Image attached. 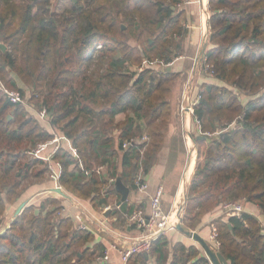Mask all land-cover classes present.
Instances as JSON below:
<instances>
[{"label": "trees", "instance_id": "1", "mask_svg": "<svg viewBox=\"0 0 264 264\" xmlns=\"http://www.w3.org/2000/svg\"><path fill=\"white\" fill-rule=\"evenodd\" d=\"M170 1L70 0L58 10L52 0H0V44L7 46L3 50L0 45V77L13 88L17 81L10 69L31 80L32 98L40 109L47 107L51 123L73 140L84 162L80 166L70 152L58 151L62 185L97 209L117 191L112 160L118 150L123 151V180L137 189V174L141 167L146 174L151 170L152 152L170 121L171 82L178 77L171 69H156L152 53L159 48L157 58L169 63L183 52L189 30L182 22L185 11L175 9L184 0ZM209 3L208 58L222 84L203 83L202 98L193 109L206 138L195 136L196 168L180 219L186 230L228 201L252 202L264 213V0ZM131 39H144L143 51L130 45ZM142 55L152 65L131 71L144 62ZM243 93L253 96L243 102ZM24 110L25 104L13 102L0 89V227L7 206L26 191L24 182L34 166L47 168L25 151L53 134ZM233 123L215 137L207 134ZM146 133L148 150L149 139L124 147L127 139ZM100 163L109 168L93 170ZM47 203L59 201L47 197L38 206L29 203L0 236V264H107L98 259L106 246L93 243L92 232L79 229L71 216L56 218L60 207L50 209ZM213 221L219 251L231 264H264V227L257 216L246 210ZM200 251L194 243L172 244L160 234L149 258L138 252L128 264H153V257L154 264H213Z\"/></svg>", "mask_w": 264, "mask_h": 264}, {"label": "crops", "instance_id": "2", "mask_svg": "<svg viewBox=\"0 0 264 264\" xmlns=\"http://www.w3.org/2000/svg\"><path fill=\"white\" fill-rule=\"evenodd\" d=\"M183 4V10L185 11V25L189 29L187 37L185 38V48L182 53L169 63L158 64L160 68H168L169 70L171 69L176 72L177 77H183V88L175 90L172 89L169 94L171 113L170 121L164 129L165 135L157 150L152 152V154L154 153V162L151 170L146 174L150 187L147 190L131 188V192L125 205H119L117 209L118 212L120 211L119 209L122 208L124 211H120L119 213L116 211V206H118L121 193L116 190L108 197V204H104L98 209L95 208L90 201H87L84 198L75 197L74 194H71L72 198L64 197L65 199L62 201L63 206H65V213L63 215L71 216L74 223V216L78 212V206H76L75 201H79L82 205L87 207L90 215L92 216L89 231L92 232L93 243L100 245L103 244L106 246V252L109 254V259L112 264H123V260L121 259V249L128 247L131 244L130 239L138 236L136 227L129 221L128 213L137 207H142L149 211L151 207L150 199L159 187H164L162 204L164 205L166 213H169L172 219H174L177 215H182V210L185 209L188 183L195 171V164L198 155L195 136L197 137L204 134H202V131L199 129V125L194 119L193 112L183 111L181 109V103L183 102L184 93L187 89V82L189 80L191 81L192 91L196 92L199 85H202L207 81L212 82L216 78L208 77L207 75L204 76L198 72H195L193 75L191 74V69L195 59L194 57L200 55L203 50L206 51L209 47H211L208 35L210 34L209 17L211 15L209 0H184ZM156 69L159 68L156 67ZM13 77L16 78L15 76ZM120 116H123L122 113H119V117ZM138 121L141 123V120ZM142 124H144L143 121ZM48 130L52 132L51 128H48ZM194 130L197 131V134L193 132ZM150 143L151 139L149 138L146 146L147 150ZM71 144L72 142L70 143L68 140L64 139V149L70 152L75 160L80 162L77 155L71 149ZM122 154L123 151L118 150V154L112 160L116 163L117 177L119 175L122 176L121 173L124 169L122 165ZM57 161L60 163L62 168L61 161L59 159H57ZM83 163H80V166H82ZM102 168L108 169V164H97L94 166L93 170L97 169V171L100 172ZM117 177H112V180ZM51 181L54 182L52 179ZM60 184L62 185L61 180ZM53 186H55V182ZM48 191L50 192V189ZM53 194H55V192ZM35 195V192L30 193L27 199V201H29L28 205L29 203H34L32 201H34L33 199L36 197ZM54 196H56V194ZM244 205L245 211L248 210L257 216V218L261 221L264 220V213L256 204L252 202H245ZM108 206L109 208H107ZM128 209L130 210L129 212ZM216 211L210 212V214H207L204 217L203 227L199 230V233L204 239L208 240L209 243H211V225H209L208 222L220 216L222 213V210L219 212L217 211L218 213ZM101 221L108 225V229L106 231L103 230ZM179 222L182 223L181 220L178 221V223ZM165 234L168 236L169 240H171L172 244L177 241H183L187 245H192V243H194L199 246L198 243H196L197 240H190V237L179 228L168 231ZM155 260L156 258L153 257L151 263L154 264Z\"/></svg>", "mask_w": 264, "mask_h": 264}, {"label": "built area", "instance_id": "3", "mask_svg": "<svg viewBox=\"0 0 264 264\" xmlns=\"http://www.w3.org/2000/svg\"><path fill=\"white\" fill-rule=\"evenodd\" d=\"M102 44L100 43L98 45V48H101ZM193 67L191 69L192 72H199L200 67H202L203 72L205 75H214V69L213 65L210 63V59L208 58V51L203 50L200 55H197L194 57ZM191 81L189 80L187 82V89L185 91L183 102L181 103V109L185 112H193L194 107L196 104H198L202 98L201 93H194L192 91ZM0 89L1 91L7 96V98L11 99L15 103H22L26 104V98L23 96L22 91L19 88H13L9 85H6V83L1 79L0 77ZM36 116L40 120H48L50 121L51 116L49 115L48 109L46 106H44L42 109L38 110L36 109ZM53 136L49 139H45V141L38 142L35 146H31L27 148L25 151L28 155H30L33 158H36L45 164H47L48 170L50 172L51 179L55 182L54 187H59L61 189L62 185L60 184L61 175L63 173V170L61 168L60 163L56 159V154L59 150L63 149V141L64 139L68 140L71 144V149L74 151V153L77 155L78 159L80 160V163L82 164V159L80 156V152L78 151L77 147L74 145L73 140L67 136L66 134H62L61 132L52 131ZM149 137L147 135L140 138H132L127 139L124 142V147H128L132 144L142 143L145 140H148ZM145 146L140 147V150H142V153L145 151ZM115 180V179H113ZM136 186H138L141 190H147L150 186L146 177V173L144 172V168L141 167L140 171L137 174V177L135 179ZM52 188V187H51ZM58 193L55 190H52ZM63 197H70L69 194H61ZM164 195V187L161 186L158 188V190L155 192L154 195H152L150 199V210L147 211L145 208L137 207L133 211L129 212V221L136 227L138 231V236L131 238V244L121 249V259L123 260V264H128L130 258L138 254V252H145L149 251L154 242L156 241V238L160 234H165L168 231L174 230L177 228V223L179 216H175L174 219H172L171 215L169 213H166L164 209V205L162 204V199ZM76 206H78V212L74 216L75 223L77 224V227L79 229H90V221L92 222V216L90 215L87 207L85 205H82L79 201H75ZM120 205V204H119ZM118 205V207H119ZM109 208V206L107 207ZM245 211V205L243 201H228L225 202L222 205V213L221 215H225L226 217L230 215H241L242 212ZM181 219V217H180ZM262 226L264 227V220H260ZM101 225L103 227V230L106 231L108 229V226L101 221ZM218 236V225L213 221L212 227H211V233H210V239H211V245L215 250H219V247L221 245V242L219 241ZM98 259L101 262H106L107 264H112L109 259V254L105 252L102 256L98 257Z\"/></svg>", "mask_w": 264, "mask_h": 264}, {"label": "rangeland", "instance_id": "4", "mask_svg": "<svg viewBox=\"0 0 264 264\" xmlns=\"http://www.w3.org/2000/svg\"><path fill=\"white\" fill-rule=\"evenodd\" d=\"M52 1H53L52 2L53 3V7H54L53 9H56L57 8L58 10L64 9L65 6L70 3V0H52ZM169 2H171V1L169 0ZM183 3H184V1L176 4V7H175L176 11H180L181 9L184 8L183 7L184 6ZM209 8H210V6H209ZM182 22H183V24L185 26V20H183ZM185 28L187 29L186 26H185ZM128 42L130 43V45H132V46L135 45V46H137V49L143 51V49H144V43H145L144 39H142L141 41H137L136 39H131V40H128ZM179 42H180V40H177L176 43H175V45L180 44ZM211 46H212V44H211ZM99 49H101V48H99ZM209 49H210V47L208 48V50ZM158 50H159V48H156V49L153 50V53H152V56L153 57L152 58L154 59L153 65L155 67H157V68H160V66L158 64L161 63L162 59L161 58L160 59L157 58L158 55L156 54V52ZM180 51H181V48L179 49V52ZM99 52L100 51H98L96 53V55H98ZM148 53L151 54V52H148ZM142 57H143V59H145L144 62H142V64L141 63H135L134 65H132L131 66V71H134V70H135V72L141 71L146 66L149 67V66L152 65L149 62V60L146 59L145 55H142ZM10 73H11V75H13V76L16 77V78H14V80L17 81V87H15V88H19L22 91L23 96L26 98V104H25V110L24 111H28L29 110L28 111V114L29 115L36 116V111H37L36 109L40 110V108L38 106L37 100L35 98H32L33 88H32V82H31V80L28 81V80L22 79V77L19 74H17L16 71H14L12 69H10ZM194 73L195 72H192L191 74L193 75ZM198 73L199 74H202L204 76L207 75V74L205 75V73L203 72L202 67H200V71ZM207 76L208 77H212V78L215 77L214 75L211 76L209 74ZM183 79H184L183 77H180V78L178 77L175 82H171L172 89H174V90L175 89H182L183 88L182 87V84H183L182 81H183ZM212 82H215V83H218V84H222V82L220 80H218V79H214ZM230 87H232V86H230ZM202 89H203V85H199L198 89L194 93L195 94L196 93H201L202 92ZM252 96L253 95L250 96V95H246L245 93H243V95L241 96L242 97V101L243 102H246ZM34 104H36V105H34ZM9 114L11 116H13L14 110H12ZM122 115L123 116H120L121 119L126 117L125 114L122 113ZM18 118L19 119H22L21 117H18ZM38 120H39V124L41 125V128L42 129L45 130V129H48V128L50 129L51 128L52 131H57V130L59 131V129L57 128V126H54L51 123V121H48V120L47 121L46 120L44 121V120H40V119H38ZM50 120H51V118H50ZM234 125H235V123L231 124L230 126H228L226 128L224 126L223 129H221V130L220 129L219 130L217 129V131L208 130L207 131V134L209 133L211 135V137H215L221 131L224 132V131H226L227 128L233 127ZM193 132L196 133L197 131L194 130ZM42 141H45V140H42ZM29 147H31V146H29ZM33 170L34 171L31 170L32 173L34 172L33 175L31 174V176L24 182V188L26 190L24 192V194L20 197V199H18V201H16L15 203H12L11 205H8L7 206L8 208H7L6 212L3 215V219H2L3 221H2V224H1L2 227H0V230H2L3 228H5L7 226V224H9L11 222L12 218L15 216V212H16V209H17V205H19L22 201L27 200L28 199V196L32 192L33 193L35 192V194H36L35 195L36 197L33 199L34 201H32V202H34L35 204H37V206H38V204L40 202H42L43 200H45L47 197H50V198L56 197V199H58V201H59V204L58 203H54V204L47 203V206L50 209H54V208L60 207L55 212L56 218L57 217L60 218L61 215H63L65 213V210H64L65 209V206H63V204H62V201L65 198L62 195H60V194H58L56 192H55L56 196H54L55 195V194H53L54 192H52L51 190H50V192L48 191L49 188L54 187L53 186L54 185V182L51 181V176H50V172L48 170V167L45 169V166L43 164L38 163L37 165L34 166V169ZM39 170H43L42 173H40L39 175H35V174H37V172ZM102 170H105V169L102 168ZM62 188H63L62 190L64 192H66L67 194H69V195L74 194L70 189L66 188L65 186H63ZM27 191H28V193H27ZM25 193H26V195H25ZM74 196L75 197H78L76 194H74ZM71 198H72V196H71ZM78 198H80V197H78ZM86 200L89 201L88 199H86ZM242 201L244 202V200H242ZM216 210L219 212L222 209L218 207ZM182 212L184 213V210H182ZM183 213H182V215H183ZM182 215L181 214L179 215L178 221H180V217ZM223 216H225V215H223ZM208 223L212 227L213 219L210 222H208ZM201 227H203V222L200 224V226L198 225L196 228H194L192 230L199 231L201 229ZM191 239H193L194 241L196 240L193 237L192 238L190 237V240ZM196 243H198V245H199L198 247L201 250L200 252L201 253H204L206 255V252H205L203 246L201 245V243L200 242H197V241H196ZM215 249H217V248H215Z\"/></svg>", "mask_w": 264, "mask_h": 264}, {"label": "water", "instance_id": "5", "mask_svg": "<svg viewBox=\"0 0 264 264\" xmlns=\"http://www.w3.org/2000/svg\"><path fill=\"white\" fill-rule=\"evenodd\" d=\"M1 47L3 48V50L7 49V46L4 44H0ZM9 118H11V115H8ZM197 138H206L205 135H199L197 136ZM113 184L114 187H116L117 191L121 193V198L119 199L118 205L123 202L126 201L128 199V196L131 192V187L128 186L124 180L123 177L121 175H119L115 180H113ZM52 190L57 191L58 193H61L63 195L66 194V192H64L61 188L59 187H52ZM27 200L22 201L18 206H17V210L15 212V216L12 218L11 222L15 219V217L17 215H19L28 205ZM39 208H37V212H39ZM11 222L9 224H7V226L5 228H3L2 230H0V236L4 235L9 228H11ZM177 228H179L180 230H182L183 232H185V234L189 237H193L194 239H196L197 241H199L201 243V245L203 246L207 256L212 260L213 264H231L226 256H224L219 250H215L212 245L208 242V240L204 239L203 236L199 233V231L197 230H185L184 227L182 226V223L179 222L177 224ZM144 255L146 258L149 257V251H145Z\"/></svg>", "mask_w": 264, "mask_h": 264}, {"label": "bare ground", "instance_id": "6", "mask_svg": "<svg viewBox=\"0 0 264 264\" xmlns=\"http://www.w3.org/2000/svg\"><path fill=\"white\" fill-rule=\"evenodd\" d=\"M192 141V140H191ZM190 172V171H189ZM108 226V225H107Z\"/></svg>", "mask_w": 264, "mask_h": 264}]
</instances>
